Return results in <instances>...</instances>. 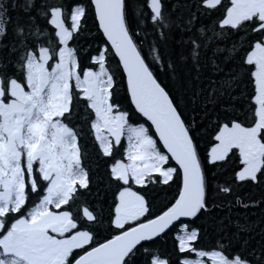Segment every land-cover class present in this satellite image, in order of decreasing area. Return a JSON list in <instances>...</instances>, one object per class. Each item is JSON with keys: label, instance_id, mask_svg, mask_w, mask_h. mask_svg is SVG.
<instances>
[{"label": "snow or ice", "instance_id": "obj_1", "mask_svg": "<svg viewBox=\"0 0 264 264\" xmlns=\"http://www.w3.org/2000/svg\"><path fill=\"white\" fill-rule=\"evenodd\" d=\"M237 207L264 0H0V264H264Z\"/></svg>", "mask_w": 264, "mask_h": 264}, {"label": "trees", "instance_id": "obj_2", "mask_svg": "<svg viewBox=\"0 0 264 264\" xmlns=\"http://www.w3.org/2000/svg\"><path fill=\"white\" fill-rule=\"evenodd\" d=\"M92 151L94 152L95 149H92ZM262 211H264V209L256 208V209L244 210V209L237 207L233 212V217L235 218L236 213H240L241 217L244 215H248V218L250 220H254V219H258L260 217V214ZM225 213H226V209L220 210V215H225ZM252 213H255V215H251ZM241 222H243V221L241 220Z\"/></svg>", "mask_w": 264, "mask_h": 264}]
</instances>
